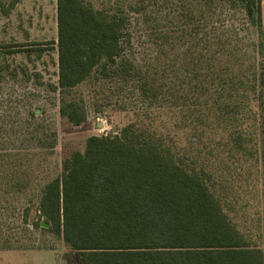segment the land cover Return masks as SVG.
<instances>
[{
  "label": "trees",
  "instance_id": "obj_1",
  "mask_svg": "<svg viewBox=\"0 0 264 264\" xmlns=\"http://www.w3.org/2000/svg\"><path fill=\"white\" fill-rule=\"evenodd\" d=\"M160 4H137L148 30L160 24ZM122 5L57 0L60 115L85 122L72 95L80 86L99 85L106 99L135 87L145 114L168 115L172 128L89 137L44 187L45 221L32 225L62 238L81 264H264L262 0H181L186 31L162 35L145 72L125 55ZM246 32L257 38L248 63ZM186 39L163 59L164 41ZM176 129L189 131L186 144Z\"/></svg>",
  "mask_w": 264,
  "mask_h": 264
},
{
  "label": "rangeland",
  "instance_id": "obj_2",
  "mask_svg": "<svg viewBox=\"0 0 264 264\" xmlns=\"http://www.w3.org/2000/svg\"><path fill=\"white\" fill-rule=\"evenodd\" d=\"M119 1L130 14L125 55L145 72L146 58L156 53L162 35L178 38L186 31L177 20L181 0H160V24L149 30L145 9L137 5L141 0H91L96 8L108 9ZM262 15L264 23V0ZM150 29L155 38H150ZM246 34L241 36L248 63L254 59L250 44L257 38ZM186 40L164 41L169 55L163 59L182 51L183 42L190 46L192 39ZM57 42V0H0V264H81L62 238L32 225V220L45 221L38 210L46 184L61 173L66 157L85 151L91 136L121 135L128 126L158 133L172 128L168 115L158 116L156 110L145 114V100L135 87L106 99L105 88L80 86L72 95L84 107L85 122L75 125L61 117L60 93L54 88L59 85ZM176 130L186 144L189 131ZM261 179L257 184L262 185Z\"/></svg>",
  "mask_w": 264,
  "mask_h": 264
}]
</instances>
